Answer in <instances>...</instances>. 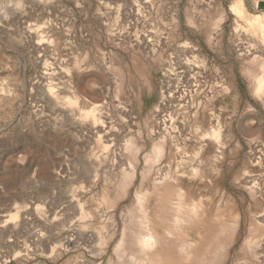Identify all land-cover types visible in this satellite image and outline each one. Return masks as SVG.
<instances>
[{
	"label": "rangeland",
	"instance_id": "rangeland-1",
	"mask_svg": "<svg viewBox=\"0 0 264 264\" xmlns=\"http://www.w3.org/2000/svg\"><path fill=\"white\" fill-rule=\"evenodd\" d=\"M237 3L263 24L0 0V264H264V24Z\"/></svg>",
	"mask_w": 264,
	"mask_h": 264
},
{
	"label": "bare ground",
	"instance_id": "bare-ground-1",
	"mask_svg": "<svg viewBox=\"0 0 264 264\" xmlns=\"http://www.w3.org/2000/svg\"><path fill=\"white\" fill-rule=\"evenodd\" d=\"M238 5H236L235 7H234V12H236L240 17H244V16H246V15H243V9H241V5L239 4V3H237ZM233 6V5H232ZM231 9H233L232 7H231ZM245 18V17H244ZM247 18H249V20H248V22H249V24H251V23H259V24H261L262 26H263V24H264V22H263V24H262V20H259L260 18H258V17H255V18H252V17H247ZM247 18H245L246 20H247ZM244 19V20H245ZM238 25V24H237ZM264 27V26H263ZM253 28V27H252ZM236 29V28H235ZM263 29V28H262ZM216 31V30H215ZM217 37V36H216ZM264 39V38H263ZM214 41V40H213ZM264 41V40H263ZM255 42V41H254ZM249 45H251V44H249ZM240 47V46H239ZM248 47V46H247ZM256 47V46H255ZM196 48V47H195ZM198 48V47H197ZM196 48V49H197ZM236 48V47H235ZM250 48V47H249ZM260 48V47H259ZM262 48V47H261ZM240 49V48H239ZM256 49H258V48H256ZM193 50V49H192ZM241 51L243 50V47L240 49ZM261 51V50H260ZM194 52V51H193ZM197 52V51H196ZM244 52V51H243ZM247 53V52H246ZM251 53H252V51H251ZM258 53V52H257ZM260 53V52H259ZM264 53V52H263ZM242 55V54H241ZM247 55H249V54H247ZM262 55H264V54H262ZM245 56V55H244ZM256 56V55H255ZM246 57V56H245ZM250 56H248L247 58H249ZM257 57V56H256ZM252 58V57H251ZM259 63V65H260V62H258ZM193 65V64H192ZM197 66V65H196ZM195 66V67H196ZM262 66V65H261ZM196 69H198V68H196ZM196 69H194V74H195V82H196V75L199 73L198 72V70H196ZM257 70H258V68H257ZM253 74V73H252ZM251 74V75H252ZM262 76V75H261ZM250 79V78H249ZM259 79V78H258ZM262 81V84L264 83V78H262V79H260V81H259V83ZM220 84V83H219ZM260 85V84H259ZM264 85V84H263ZM205 136V135H204ZM203 137V136H202ZM207 137V136H206ZM204 140V139H203ZM206 145V144H205ZM211 146V145H210ZM210 148V147H209ZM257 151V150H256ZM255 154V153H254ZM252 157V156H251ZM253 157H255V156H253ZM262 157V156H261ZM256 158V157H255ZM255 158H254V160H255ZM259 176V175H258ZM257 180V179H256ZM260 180H261V178H260ZM259 181V180H258ZM252 188V187H251ZM250 188V189H251ZM149 234V233H148ZM144 235V234H143ZM151 235V234H150ZM163 264V263H162Z\"/></svg>",
	"mask_w": 264,
	"mask_h": 264
}]
</instances>
